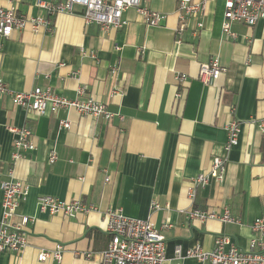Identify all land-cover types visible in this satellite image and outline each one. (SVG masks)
Segmentation results:
<instances>
[{
  "label": "crops",
  "instance_id": "crops-1",
  "mask_svg": "<svg viewBox=\"0 0 264 264\" xmlns=\"http://www.w3.org/2000/svg\"><path fill=\"white\" fill-rule=\"evenodd\" d=\"M38 1L45 0H16L18 13L44 16ZM142 4L163 16L159 27H148L131 8L122 16L125 25L109 32L87 25L80 15L60 14L51 18L52 31L27 27L0 37V78L14 92L42 88L73 100L93 97L124 118L106 122L75 110L28 114L0 94V220L2 185L14 180L27 194L13 222L35 221L26 227L27 247L0 253V264H56L39 262L38 254L57 244L65 247L61 264H101L110 243L111 209L155 224L166 239L164 264L178 263V246L184 253L197 245L213 250L218 236L231 238L243 251L251 250L254 238L264 242L251 229L264 216V134L257 126L264 119V19L254 27L234 23L236 37L230 38L223 30L224 0H209L199 19L204 28L194 35L192 20L179 43L177 0ZM214 59L225 71L205 85L200 66ZM183 75L187 80L180 85ZM64 120L69 130L60 129ZM231 120L239 122L240 133L228 152ZM10 126L33 132L35 150L17 162ZM214 158L226 162L224 180L197 187L192 199L195 180L210 173ZM47 195L97 210L75 217L43 213L38 199ZM154 203L159 209H151ZM194 209L218 214L227 209L238 223L200 222L190 218ZM182 264L200 263L187 258Z\"/></svg>",
  "mask_w": 264,
  "mask_h": 264
},
{
  "label": "built area",
  "instance_id": "built-area-1",
  "mask_svg": "<svg viewBox=\"0 0 264 264\" xmlns=\"http://www.w3.org/2000/svg\"><path fill=\"white\" fill-rule=\"evenodd\" d=\"M7 6L0 5V37L9 38L14 32H21L30 27L37 33L41 28L52 31V19L60 14L80 15L87 25L96 24L103 32L121 29L125 22L124 13L128 9H135L141 15L147 26L157 28L161 25L163 16L142 4V0H45L36 2L35 6L44 12V16L26 17L20 15L16 8V0H0ZM209 0H177L179 26L176 30L178 42H182L183 33L188 28L189 23L196 21L193 30L194 35H198L204 28L199 20L206 10V3ZM264 19V0H224V23L223 30L230 38L236 35L231 32L234 23H240L248 27L256 26ZM217 59L208 64H202L199 70V80L205 85H211L225 71L220 67ZM112 76L117 75V68L111 70ZM187 78L185 75L177 78V83L184 85ZM0 94L8 95L13 104L23 109L28 114L45 115L48 111L57 114L59 110H75L81 115L103 119L106 122L114 118L123 120L120 114L110 112L106 105L97 101L93 97L87 99H68L51 92L50 89L35 88L30 93L14 92L0 78ZM85 90L78 91L79 97H84ZM178 98L182 93L178 92ZM264 134V119L257 124ZM71 123L69 120L60 122L61 130H69ZM14 136L13 140V162L24 158L25 153L35 150L32 129L27 127H8ZM226 130L228 142L226 151H230L238 145L240 126L236 120H231ZM57 160L56 153L50 156V163ZM12 172V171H11ZM226 173V162L221 158H214L209 174H202L195 180V185L190 191L192 199L195 198L196 188L208 185L211 179L222 182ZM106 178V182H109ZM3 190V218L0 220V253L11 252L20 253L28 245L26 227L29 223L35 222L29 217H22L19 223H14L13 218L19 209L20 202L25 198L27 192L20 181L10 180L2 185ZM40 211L50 215L64 214L75 217L77 214H89L96 211L94 206H87L80 200L70 203L62 202L52 196H42L38 199ZM152 210L159 209V205L152 204ZM108 224L106 232L110 235L108 248L103 251L101 264H164L166 262V239L155 224L150 220L131 218L124 214L122 209H111L107 212ZM190 218L206 222L209 219H218L222 223H238L229 210H224L222 214L216 212H206L198 209L192 210ZM254 236H264V216L257 218L251 226ZM57 244L53 249L41 250L38 254L39 262L52 261L61 264L65 252V247ZM250 251L239 249L231 238L218 236L215 239V247L211 251H205L197 245L187 252H183L180 246L176 247L175 260L177 264L187 258H194L200 264H264V242L252 239ZM258 247V249H256ZM91 253L85 254V258L90 259Z\"/></svg>",
  "mask_w": 264,
  "mask_h": 264
}]
</instances>
